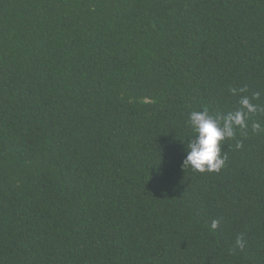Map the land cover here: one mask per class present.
Segmentation results:
<instances>
[{
  "label": "trees",
  "instance_id": "obj_1",
  "mask_svg": "<svg viewBox=\"0 0 264 264\" xmlns=\"http://www.w3.org/2000/svg\"><path fill=\"white\" fill-rule=\"evenodd\" d=\"M244 86L264 106V0H0V264H264V113L182 168Z\"/></svg>",
  "mask_w": 264,
  "mask_h": 264
},
{
  "label": "clouds",
  "instance_id": "obj_2",
  "mask_svg": "<svg viewBox=\"0 0 264 264\" xmlns=\"http://www.w3.org/2000/svg\"><path fill=\"white\" fill-rule=\"evenodd\" d=\"M232 95L240 94L238 107L226 113L212 112L207 107L201 110H192L189 113L188 125L191 133L186 137V156L182 162V168H191L198 172H218L228 159L227 153L222 154V142L228 139H236L237 130L241 135H247L249 119L258 112L264 113V106L254 103L260 97L259 92L247 95V86L229 90ZM252 132H264V125L257 120L251 122ZM235 147H243L241 140L236 139ZM219 220L211 222V229L219 226ZM236 247L243 249L245 241L238 236Z\"/></svg>",
  "mask_w": 264,
  "mask_h": 264
}]
</instances>
